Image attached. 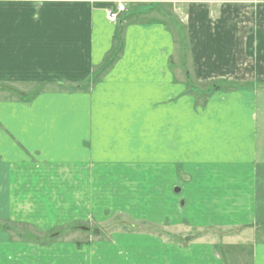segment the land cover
<instances>
[{"label":"crops","instance_id":"1","mask_svg":"<svg viewBox=\"0 0 264 264\" xmlns=\"http://www.w3.org/2000/svg\"><path fill=\"white\" fill-rule=\"evenodd\" d=\"M263 91L264 0H0V264H264Z\"/></svg>","mask_w":264,"mask_h":264},{"label":"rangeland","instance_id":"2","mask_svg":"<svg viewBox=\"0 0 264 264\" xmlns=\"http://www.w3.org/2000/svg\"><path fill=\"white\" fill-rule=\"evenodd\" d=\"M201 86H204L205 85H201ZM212 87V86H211ZM12 96H16L18 99H24L23 97L21 96H17L15 94H12ZM9 98L8 95H5L3 96V98ZM202 101L206 100V95L205 96H199ZM12 98V97H10ZM259 117H260V120H259V129H263L264 128V91L262 94L259 95ZM259 161H262L264 159V135H262L261 133V136L259 138ZM261 151H263L262 153H260ZM261 163V162H260ZM2 227L3 228H7V229H10V230H14L16 232L19 233L20 236L22 235H25L26 237H29V234H31L32 236H34L35 238L38 236V234H36V230L33 229L31 226H26V225H22V224H18V223H5V224H2ZM78 229H81V230H89V228L85 227V226H81L79 227ZM64 232L61 230H55L53 232H49L47 234H45L43 237L39 236L41 241H48V240H52L53 238H57V237H60V235H62Z\"/></svg>","mask_w":264,"mask_h":264},{"label":"built area","instance_id":"3","mask_svg":"<svg viewBox=\"0 0 264 264\" xmlns=\"http://www.w3.org/2000/svg\"><path fill=\"white\" fill-rule=\"evenodd\" d=\"M107 16L111 21H117L120 17V14L126 11V3L118 2L115 8H107Z\"/></svg>","mask_w":264,"mask_h":264},{"label":"trees","instance_id":"4","mask_svg":"<svg viewBox=\"0 0 264 264\" xmlns=\"http://www.w3.org/2000/svg\"><path fill=\"white\" fill-rule=\"evenodd\" d=\"M7 89H8L9 92H11L12 94H15V95H17V96H21V97L24 98V100H27V101L29 100V95H24V94L21 93L19 90L15 89V88H13V87H8ZM75 89H77V88H75ZM79 89H84V87L80 86ZM77 90H78V89H77ZM36 92H38V91H36ZM36 92H35V93H36Z\"/></svg>","mask_w":264,"mask_h":264}]
</instances>
